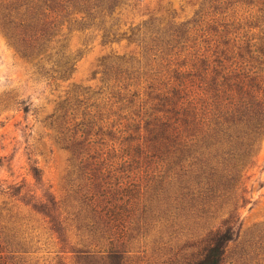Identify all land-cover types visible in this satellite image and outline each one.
<instances>
[{
    "label": "trees",
    "instance_id": "16d2710c",
    "mask_svg": "<svg viewBox=\"0 0 264 264\" xmlns=\"http://www.w3.org/2000/svg\"><path fill=\"white\" fill-rule=\"evenodd\" d=\"M132 7L0 0L7 45L47 84L67 79L91 43L110 49L95 64L99 86L73 85L44 118L76 171L63 200L24 201L21 186L2 180L0 196L38 215L58 246L54 264H128L131 212L157 190L123 182L121 172L143 169L165 185L167 226L194 231L196 255L169 264H221L238 237L242 172L264 140V0H167L142 14ZM35 230L0 200V264H52ZM258 234L232 264H264V225Z\"/></svg>",
    "mask_w": 264,
    "mask_h": 264
},
{
    "label": "rangeland",
    "instance_id": "374dc122",
    "mask_svg": "<svg viewBox=\"0 0 264 264\" xmlns=\"http://www.w3.org/2000/svg\"><path fill=\"white\" fill-rule=\"evenodd\" d=\"M166 1L132 0V11L135 14L153 13ZM77 43L75 37L70 40L72 47ZM109 50L108 47L91 43L82 50L67 79L47 84L32 75L29 66L7 45L0 31V180L6 185L21 186L20 194H23L24 201L46 198L56 202L63 200L65 188L73 182L76 171L66 166V154L55 143L53 130L44 122V118L51 113L58 97L73 85L94 89L99 86L93 71L97 59ZM146 173L143 169L121 172V175H128L123 182L142 189L154 187L157 190L154 196H144L135 206L136 210L131 212L127 227L134 238L131 244L134 252L128 264H169L191 259L198 251L192 238L194 231L167 226L161 194L165 185L159 180L151 182ZM242 173L243 199L234 209L238 237L234 242L227 243L221 264H232L244 250L247 241H257L258 231L264 225V140L254 163ZM0 200L17 205L21 214L29 218V224L36 228L34 234L41 239L38 245L50 251L48 256L53 257V251L58 246L53 238H47L49 233H45L38 215L13 198L0 196ZM64 256L63 261H70L69 254ZM55 261L53 257L52 264Z\"/></svg>",
    "mask_w": 264,
    "mask_h": 264
}]
</instances>
